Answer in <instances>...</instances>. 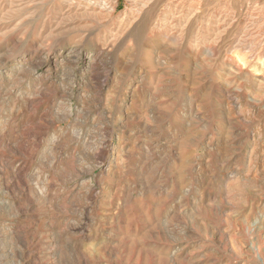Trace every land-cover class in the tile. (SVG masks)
Instances as JSON below:
<instances>
[{"label": "rangeland", "instance_id": "rangeland-1", "mask_svg": "<svg viewBox=\"0 0 264 264\" xmlns=\"http://www.w3.org/2000/svg\"><path fill=\"white\" fill-rule=\"evenodd\" d=\"M0 264H264V0H0Z\"/></svg>", "mask_w": 264, "mask_h": 264}]
</instances>
